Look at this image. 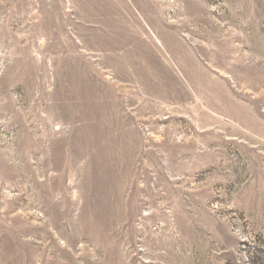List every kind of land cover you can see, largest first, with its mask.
Here are the masks:
<instances>
[{
  "label": "rangeland",
  "instance_id": "374dc122",
  "mask_svg": "<svg viewBox=\"0 0 264 264\" xmlns=\"http://www.w3.org/2000/svg\"><path fill=\"white\" fill-rule=\"evenodd\" d=\"M0 264H264V0H0Z\"/></svg>",
  "mask_w": 264,
  "mask_h": 264
}]
</instances>
